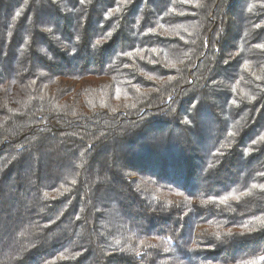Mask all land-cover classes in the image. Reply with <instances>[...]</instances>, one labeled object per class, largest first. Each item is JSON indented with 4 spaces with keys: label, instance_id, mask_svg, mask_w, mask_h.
Instances as JSON below:
<instances>
[{
    "label": "trees",
    "instance_id": "obj_1",
    "mask_svg": "<svg viewBox=\"0 0 264 264\" xmlns=\"http://www.w3.org/2000/svg\"><path fill=\"white\" fill-rule=\"evenodd\" d=\"M264 0H0V264H264Z\"/></svg>",
    "mask_w": 264,
    "mask_h": 264
},
{
    "label": "snow or ice",
    "instance_id": "obj_2",
    "mask_svg": "<svg viewBox=\"0 0 264 264\" xmlns=\"http://www.w3.org/2000/svg\"><path fill=\"white\" fill-rule=\"evenodd\" d=\"M81 3H83V0H80ZM261 260L264 261V257H261Z\"/></svg>",
    "mask_w": 264,
    "mask_h": 264
}]
</instances>
